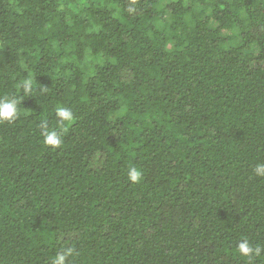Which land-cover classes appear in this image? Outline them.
Returning <instances> with one entry per match:
<instances>
[{"label": "trees", "instance_id": "16d2710c", "mask_svg": "<svg viewBox=\"0 0 264 264\" xmlns=\"http://www.w3.org/2000/svg\"><path fill=\"white\" fill-rule=\"evenodd\" d=\"M0 98V264H264V0H0Z\"/></svg>", "mask_w": 264, "mask_h": 264}, {"label": "clouds", "instance_id": "9594fccd", "mask_svg": "<svg viewBox=\"0 0 264 264\" xmlns=\"http://www.w3.org/2000/svg\"><path fill=\"white\" fill-rule=\"evenodd\" d=\"M18 88H22L25 95L30 94L35 84L31 77L20 81L17 85ZM18 101L16 99L0 98V123L13 122L18 118ZM55 115L58 118L56 127L62 131H67V126L70 125L75 117L71 109L57 106L55 108ZM41 136L43 143L50 146L52 149H57L63 144L62 136L56 131L55 128H49L46 124L41 128ZM256 175L264 177V164H257L254 169ZM143 178V171L139 166L129 163L127 168V179L133 183H139ZM75 248L68 246L57 252L52 258L51 264H67L69 257L75 253ZM236 251L248 258L253 255L259 256L264 248L260 245L255 247L251 246L247 239L240 242L237 246Z\"/></svg>", "mask_w": 264, "mask_h": 264}]
</instances>
